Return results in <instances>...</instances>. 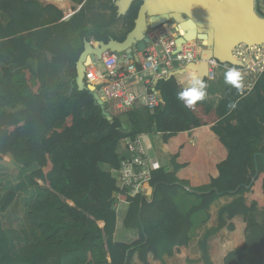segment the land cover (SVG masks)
<instances>
[{
  "label": "trees",
  "instance_id": "trees-1",
  "mask_svg": "<svg viewBox=\"0 0 264 264\" xmlns=\"http://www.w3.org/2000/svg\"><path fill=\"white\" fill-rule=\"evenodd\" d=\"M71 1L80 6L85 0ZM29 2L33 0H0V11L11 19L7 29L0 23V41L6 40L2 47L17 66L16 72H0L3 87L0 160L4 156L5 164H11L7 156L10 154L25 170L36 165L38 169L32 173L31 185L37 186L36 180H40L49 189L37 197L28 211L29 224L40 231L35 243L24 225L20 230L3 227L1 215L11 207L15 195L11 193L0 205V264H132L137 254L143 264H149L150 254L155 260L163 261L164 256L173 255L176 247L189 245L196 230L209 221L210 206L225 196L239 198L220 211L218 226L206 234L201 243L204 260L211 264L206 242L227 226L224 215L228 213L230 220L243 215L248 230L255 232L259 240L255 247L230 253L226 264H264V223L257 225L249 220L257 207L247 208L244 200V195L264 172L263 137L252 120L239 118L236 125H232L236 112L229 113L235 100L214 108L205 96L194 106L186 107L177 99L184 88L173 77L161 80L154 87L163 97L161 107L155 110L137 107L125 118L109 121L92 92L80 91L77 86L71 90L70 85L56 78L55 72L76 67L86 42L109 44L112 39L116 40L110 28L119 21L118 7L111 6L109 19L99 13L88 18L82 8L73 17V29L78 38L70 40L67 35L63 40H50L48 31L23 36L16 35L12 28ZM141 5L142 1H138L128 16L131 31ZM60 15L63 17L62 12ZM40 34L47 35L41 37L40 50L55 56L51 66L54 74L48 76L28 65L34 56L31 37ZM253 91L258 98L255 109H260L264 117V73ZM18 107L23 110L5 111V108ZM212 124L223 126L222 130L216 127L213 130L228 149V157L217 165L219 176L211 178V189L208 192L186 189L177 179V172L183 166L173 159V170L153 172L151 200L143 195L131 199L122 194L129 203L124 226L127 230H137L139 240L132 244L115 243L114 174L120 168L121 140L135 139L144 133H161L167 143L180 133ZM28 133H31L29 138ZM104 165L111 171H105ZM179 177L182 178L180 174ZM184 201L191 203L189 209L180 206ZM99 222H104L105 226L99 227ZM228 228L234 230L232 225ZM255 259L256 262L251 261Z\"/></svg>",
  "mask_w": 264,
  "mask_h": 264
},
{
  "label": "crops",
  "instance_id": "crops-1",
  "mask_svg": "<svg viewBox=\"0 0 264 264\" xmlns=\"http://www.w3.org/2000/svg\"><path fill=\"white\" fill-rule=\"evenodd\" d=\"M137 4L138 1H133L128 10H125L124 13L118 12L119 21L110 28L111 34L114 35L117 41L126 38L131 31L130 27L125 30L122 29L120 25L126 24V28L129 26L128 16ZM111 6L116 5L110 0H88L80 6L73 2L70 7V14L65 13L56 6H53L52 8V5L46 4L42 0H33V2L26 4L22 15L17 17L16 23H14L12 28L16 31V35L30 36L37 31H48L50 40H63L69 35L70 40L72 39L75 41L78 38V33L73 29V17L82 8L85 9L88 18L99 13L105 15L107 19H109L112 15ZM60 12L63 13V17L60 15ZM0 23L3 25L4 29H7L9 24H11V19L1 11ZM42 36L47 37V35L41 34L31 37L34 56L28 61V65L34 71L48 76L49 74H54L51 66L55 56L49 52L40 50V46L43 45L41 41ZM3 45H6V40L0 41V72L1 74H3L4 70L16 72L17 66L12 64V57L5 51L4 47H2ZM134 53L138 52L135 50ZM222 66L223 67L217 71L215 81L205 82L207 101L211 103L214 108H217L220 103L225 104L227 101L235 100V105L229 113L230 115L232 111L236 112L235 119L231 122L232 125H236L239 118L252 120L261 131L264 144V117L261 114L260 109H255L258 103V98L253 91L256 81H253L251 78L241 73L239 87L229 84L225 80V74L230 69L235 68L228 64L226 65L225 63ZM55 76L59 81L66 85H70L71 90L76 86L79 89L77 65L76 67L59 69L55 72ZM191 77L192 74L189 73L183 76L178 75L176 76V79L182 86L188 84ZM2 89L3 87L0 86V95L2 94ZM21 110H23L22 107H18L17 109L5 108L7 113H17ZM255 114H258V116ZM126 125L127 124H125V126ZM214 127L222 130L223 126L212 124L186 133H180L169 139L167 143L164 140V134H160L159 141L154 142L152 136L156 134L151 133L148 135L149 140L147 141V145L153 148L157 159L169 171L173 170V159L176 160L178 165L183 166V168L177 172V179L186 189L196 192H208L211 189V178H217L219 176L217 165L225 161L228 157V149L221 143L220 137L213 130ZM127 128L128 126H126V129ZM222 133L225 134L224 131H222ZM29 137H31V133H28L27 138ZM118 148L120 152V146ZM7 156L11 158V164H5L4 156L2 157V160H0V174L3 173V175H0V205L4 204L5 199L11 193L15 195V199L7 212L1 215L3 227L6 230H20L11 224L12 220L15 221L20 219V221L23 222L24 227L28 230L31 239L33 237L31 231H33L34 241L32 239V242L35 243L40 238V231L35 230L29 224L27 215L37 197L40 196L44 190L49 189V186L40 180H36L38 183L37 186H32L30 183L32 173L37 170L38 167L34 165L30 170H25L14 162V159L10 154ZM210 164L212 167L215 166L214 172H210L206 176L198 173L197 170L208 169ZM10 167H12L15 173L21 172L22 170L29 173L27 181H24V185L21 184L16 189L11 188V186L17 182V179L14 176L10 175V177H8L5 174ZM103 169L105 171H111L108 165H104ZM193 171H195V176H193ZM179 174L182 178L179 177ZM188 175H192L193 180L186 177ZM183 176L185 178H183ZM7 180L10 182L9 184L6 183ZM263 184L264 172L260 174L259 179L255 182L252 190L244 195L245 206L247 208H251L253 205L257 207V210L249 217V220L257 225H263L264 223ZM4 186L5 189H3ZM12 190L14 193L11 192ZM238 198L239 196H225L214 202L209 209V221L207 224L196 230L188 246L176 247L173 255L164 256L163 261L155 260L154 255L150 254L148 256L149 264H207L203 258L204 253L201 248V243L205 240L206 234L211 229L218 226L220 211L229 207ZM113 200L114 210L117 214L116 230L113 236L114 242L132 244L138 241V231L127 230L124 226V220L129 210V203L123 198L117 200L114 196ZM72 205L74 206L73 203ZM180 206L182 209L186 210L191 207V203L184 201L180 203ZM224 219L227 222V226L215 235L209 237L206 242L208 261L211 264H226V259L230 253L239 252L245 247H255V244L259 240V237L255 232L248 230V224L243 215H237L230 220L227 213L224 215ZM7 223L10 225H6ZM98 225L103 228L105 223L99 222ZM229 225L234 226L233 231L228 228ZM256 259L251 261L256 262ZM108 260L110 261V257H108ZM132 264H143L138 254L135 255Z\"/></svg>",
  "mask_w": 264,
  "mask_h": 264
},
{
  "label": "built area",
  "instance_id": "built-area-1",
  "mask_svg": "<svg viewBox=\"0 0 264 264\" xmlns=\"http://www.w3.org/2000/svg\"><path fill=\"white\" fill-rule=\"evenodd\" d=\"M110 1L116 4L118 0ZM263 4L264 0H254L255 12L262 18ZM175 28L176 24L167 23L149 29V43L144 51L136 53L137 61L129 60L125 53L119 57L107 54L87 67L85 85L95 87V92L103 101L104 112L112 119H123L137 107L150 110L161 107L164 100L160 93L155 91L154 81L185 69L190 64L198 65L204 62L201 53L207 48L206 42H187L178 52V33ZM232 55L242 66H230L253 81H257L264 73V44L249 46L241 43L232 50ZM206 63L209 65L206 82L215 81L217 71L224 63L216 58ZM155 134L152 137L154 142H157L161 133ZM148 135L150 134L144 133L135 139L126 138L119 144L118 154L121 162L119 170L114 174L116 191L113 193L117 200L122 198V194L131 199L143 195L151 200L153 172L159 169L168 170L157 159L153 148L147 145Z\"/></svg>",
  "mask_w": 264,
  "mask_h": 264
},
{
  "label": "water",
  "instance_id": "water-1",
  "mask_svg": "<svg viewBox=\"0 0 264 264\" xmlns=\"http://www.w3.org/2000/svg\"><path fill=\"white\" fill-rule=\"evenodd\" d=\"M44 3L56 6L65 13H70L71 0H42ZM133 1H142L135 21V27L129 32L123 42L112 39L109 44L104 42H86L85 50L77 62L79 90H89L95 100L103 107V101L95 92V87L85 85L87 67L104 55L119 57L126 54L129 60L137 61V54L146 49L149 39L147 33L163 24H176L178 33L177 51L187 42H206V49L201 53L204 61L198 65L190 64L186 69L177 70L167 77L157 78L154 87L161 80H169L176 76L191 73L204 84L208 76L207 61L216 58L221 63L242 66L233 58L232 50L239 44L249 46L264 44V18L255 12L254 0H118V12L124 13ZM264 14V4L261 5ZM192 78V77H191ZM189 83L182 85L188 88ZM107 120L112 118L104 112Z\"/></svg>",
  "mask_w": 264,
  "mask_h": 264
},
{
  "label": "clouds",
  "instance_id": "clouds-1",
  "mask_svg": "<svg viewBox=\"0 0 264 264\" xmlns=\"http://www.w3.org/2000/svg\"><path fill=\"white\" fill-rule=\"evenodd\" d=\"M225 80L227 83L239 87L241 73L236 69H230L225 74ZM189 85L190 86L188 88H185L177 94V99L184 102L186 107L194 106L198 101L203 100L206 96V91L204 90L206 85L201 80L196 78L195 75H193L189 80ZM232 107H234V105H232Z\"/></svg>",
  "mask_w": 264,
  "mask_h": 264
},
{
  "label": "rangeland",
  "instance_id": "rangeland-1",
  "mask_svg": "<svg viewBox=\"0 0 264 264\" xmlns=\"http://www.w3.org/2000/svg\"><path fill=\"white\" fill-rule=\"evenodd\" d=\"M121 26V28L122 29H128L130 26H128L127 28H126V24H121L120 25ZM125 118V117H124ZM0 171H1V168H0ZM198 171V173L199 174H202V175H207L208 173H210V172H214L215 171V166L214 167H212V165L210 164L209 165V168L208 169H205V170H197ZM5 174L8 176V177H10V175L11 176H14L16 179H17V182L14 184V185H12L11 186V188L12 189H16V188H18L21 184L22 185H24V181H27V177H28V175H29V173L28 172H25L24 170H22L21 172H14V170L12 169V167H10V169H8V171H6L5 172ZM0 175H3V173H1ZM193 176H195V171H193ZM193 176L192 175H188V176H186V177H188V178H191L192 180H193ZM7 177V178H8ZM5 178H6V176H5ZM183 178H185L184 176H183ZM6 183H10L8 180L6 181ZM3 189H5V186L3 187ZM7 190H9V189H7ZM5 191V190H4ZM11 192H13V190L11 191ZM14 193V192H13ZM7 221V220H6ZM8 223H9V220H8ZM6 224V225H10V224ZM11 224L13 225V226H15L16 228H19V229H21V227L23 226V222L22 221H20V219H17V220H15V221H11ZM11 225V226H12ZM22 225V226H21ZM8 227V226H7ZM31 234H32V236L34 237V234H33V231H31ZM33 237H32V239H33ZM33 241H34V239H33Z\"/></svg>",
  "mask_w": 264,
  "mask_h": 264
},
{
  "label": "bare ground",
  "instance_id": "bare-ground-1",
  "mask_svg": "<svg viewBox=\"0 0 264 264\" xmlns=\"http://www.w3.org/2000/svg\"><path fill=\"white\" fill-rule=\"evenodd\" d=\"M71 14V13H70Z\"/></svg>",
  "mask_w": 264,
  "mask_h": 264
}]
</instances>
